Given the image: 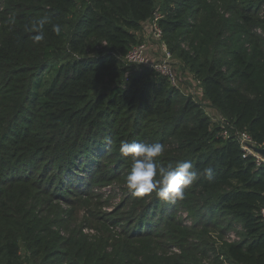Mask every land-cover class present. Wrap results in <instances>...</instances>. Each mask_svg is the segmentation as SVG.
I'll return each mask as SVG.
<instances>
[{
	"label": "trees",
	"instance_id": "obj_1",
	"mask_svg": "<svg viewBox=\"0 0 264 264\" xmlns=\"http://www.w3.org/2000/svg\"><path fill=\"white\" fill-rule=\"evenodd\" d=\"M4 7L0 264H198L196 256L206 264H264V166L243 158L234 138L245 131L264 148V0H5ZM45 15L62 31L46 24L45 39L34 44L27 28ZM155 15L173 60L201 83V99L232 128L229 138L201 101L148 68L126 65L137 33ZM121 141L162 143L165 166L191 160L201 175L183 200L131 193L130 225L119 234L84 210L85 228L97 234L85 236L79 210L102 160L114 156L113 171H130ZM43 183L71 208L66 238L52 230L58 217L40 215ZM176 208L195 218L191 229L180 230ZM156 213L158 223L149 218ZM213 219L226 227L215 230ZM235 224L238 242L209 244L208 229L222 237ZM163 239L183 255L162 257Z\"/></svg>",
	"mask_w": 264,
	"mask_h": 264
},
{
	"label": "rangeland",
	"instance_id": "obj_2",
	"mask_svg": "<svg viewBox=\"0 0 264 264\" xmlns=\"http://www.w3.org/2000/svg\"><path fill=\"white\" fill-rule=\"evenodd\" d=\"M5 0H0V29L1 25L3 23V20L5 19L6 10L4 7ZM151 22V21H150ZM138 40L141 43H145L147 47H149V54L151 57H157L159 53L158 48V41H156L150 32L149 26L144 25L142 29L139 30L137 33ZM174 66L176 70L179 73V84L180 89L182 93L189 94L190 92L199 94L200 88L198 84L191 83V73L188 72L187 68H184L183 65L180 64L179 60L174 59ZM198 101H201L203 104L204 110L211 116L212 112L210 111V108L204 104L205 102L200 98H196ZM99 168V174L96 177L95 184H92L88 190V193H90V198H84L82 199L84 201V206L80 208L79 210V217H78V225L82 226L81 230L83 235L93 237L96 236L95 228H90L92 226H89V228H85L88 223L85 222L84 216V210H89L90 215H94L95 219H101L105 223L109 224L111 227H113V231L119 234L120 232L126 230V228L130 225L127 222V212L133 207V200L129 198L131 192L127 189L125 184V178L128 174V171L126 168L124 170H121L116 173L117 171H113V166L115 165V158L114 156H110L109 158H104L102 160ZM115 177L112 180L107 181L108 179H111V177ZM46 183L42 184V191L48 193L45 194L42 191L40 192V195L37 197L39 200V205H41L40 209V215L44 218H49L50 220H54L56 217H58L59 224H55L52 226V230L56 233H58L62 238H66L71 230V224L69 223L70 219V213L71 208L66 205V203L63 200H53L52 197H54L53 194L48 190L47 187H45ZM65 196L66 199H70L69 195L62 194ZM13 194L9 193L8 198H12ZM125 202L126 206L124 208H121V205ZM54 206H57L58 208L55 209ZM161 206V204L159 205ZM179 208H176V222L177 224H180V230L184 229H191L194 222L196 221L193 216H191L189 213L186 212H180ZM159 212V211H158ZM160 213V212H159ZM158 213V214H159ZM158 214L150 215L149 218H151L154 223H158L160 221V217ZM89 214H86L85 216H88ZM56 221V220H55ZM221 221V222H218ZM100 222H91L93 226H99ZM217 223V226L215 227V230H219L220 228L226 227V220H216L213 219V224ZM178 224V225H179ZM239 224L233 225V228L231 230H227V235L230 233H237L239 232ZM177 229V228H176ZM210 236L208 239L209 244H214L216 247L218 245L220 246L219 241H226L227 235L219 236L218 234L213 231V229H208ZM196 233H200L201 230L195 231ZM162 243H165L164 247V254L162 257L165 258H173V256H180L183 255L181 250L173 245V241L169 239H163L160 240ZM190 243H201L199 240H190ZM184 246L187 245V243H183ZM194 259L199 262L198 264H206L204 260L196 256Z\"/></svg>",
	"mask_w": 264,
	"mask_h": 264
},
{
	"label": "clouds",
	"instance_id": "obj_3",
	"mask_svg": "<svg viewBox=\"0 0 264 264\" xmlns=\"http://www.w3.org/2000/svg\"><path fill=\"white\" fill-rule=\"evenodd\" d=\"M10 23H15V15L10 17ZM51 24V30L60 35L63 26L60 23H52L47 15L34 19L27 28L34 44H40L45 39V25ZM105 142L112 143L111 137H106ZM120 153L131 159V168L125 178L127 189L136 197L155 194L162 201H176L185 198L186 191L201 175L191 160L162 163L161 157L165 152V145L159 142L139 143L121 141ZM203 175L211 178V167L203 169Z\"/></svg>",
	"mask_w": 264,
	"mask_h": 264
},
{
	"label": "built area",
	"instance_id": "obj_4",
	"mask_svg": "<svg viewBox=\"0 0 264 264\" xmlns=\"http://www.w3.org/2000/svg\"><path fill=\"white\" fill-rule=\"evenodd\" d=\"M157 19L158 17L157 15H155L154 19H152L151 22H148L146 26H149L150 32L152 33L154 39L159 43L157 45L159 48L158 56L151 57L149 54V47H147L145 43L140 42L139 44L131 48V50L124 57V61L126 65L132 66L136 68V70L142 68H148L152 70L158 76L167 80L168 84L172 88L181 91L179 84V79H180L179 73L174 66V60L172 54L170 53L163 39V33L159 28V26L157 25ZM191 83L192 84L196 83L198 85H201V83L197 81L193 76L191 77ZM183 95L190 96L193 100H197L196 99L197 97L202 98V91L200 88L199 94L190 92L189 94L183 93ZM209 117L211 118L214 124L220 126L221 137L223 139L229 138L230 137L229 132L230 130H232V128L227 126V122L223 118H220L218 115L214 117L211 116ZM234 138L242 151L243 158H248V157L253 158L256 166L258 167L264 166V157H262L260 154L256 152V149H261V148L255 146L248 133H246L245 131H235ZM260 215L264 221V206L260 211ZM239 230H241L240 227ZM226 241L228 243L238 242L239 238L235 237L234 233H231L227 236Z\"/></svg>",
	"mask_w": 264,
	"mask_h": 264
},
{
	"label": "water",
	"instance_id": "obj_5",
	"mask_svg": "<svg viewBox=\"0 0 264 264\" xmlns=\"http://www.w3.org/2000/svg\"><path fill=\"white\" fill-rule=\"evenodd\" d=\"M256 152L260 154L262 157H264V148L262 149H256Z\"/></svg>",
	"mask_w": 264,
	"mask_h": 264
},
{
	"label": "crops",
	"instance_id": "obj_6",
	"mask_svg": "<svg viewBox=\"0 0 264 264\" xmlns=\"http://www.w3.org/2000/svg\"><path fill=\"white\" fill-rule=\"evenodd\" d=\"M210 111L212 112V115H214V116L217 115L216 111H214V110H212V109H210ZM206 113H207V112H206ZM207 115L210 116L208 113H207Z\"/></svg>",
	"mask_w": 264,
	"mask_h": 264
}]
</instances>
